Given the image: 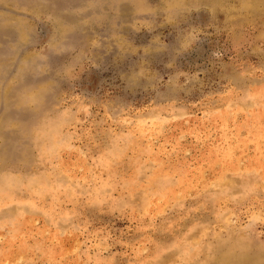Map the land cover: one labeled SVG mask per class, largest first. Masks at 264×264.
Wrapping results in <instances>:
<instances>
[{
  "label": "rangeland",
  "instance_id": "1",
  "mask_svg": "<svg viewBox=\"0 0 264 264\" xmlns=\"http://www.w3.org/2000/svg\"><path fill=\"white\" fill-rule=\"evenodd\" d=\"M0 264H264V0H0Z\"/></svg>",
  "mask_w": 264,
  "mask_h": 264
}]
</instances>
